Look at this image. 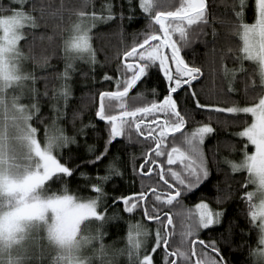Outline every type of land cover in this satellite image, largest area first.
I'll list each match as a JSON object with an SVG mask.
<instances>
[{
  "label": "snow or ice",
  "instance_id": "6c2138e0",
  "mask_svg": "<svg viewBox=\"0 0 264 264\" xmlns=\"http://www.w3.org/2000/svg\"><path fill=\"white\" fill-rule=\"evenodd\" d=\"M126 6L127 13L125 4L117 10L114 0H102L99 10L93 0H12L0 10V264H40L46 250L55 252L49 264H118L121 256L127 264H229L219 241L199 235L201 229L221 222L224 209L213 208L203 199L194 208L183 203L188 192L210 177V165L217 160L215 153L209 160L203 147L206 137L216 131L213 124L196 121V127H186L195 120L193 113L201 111L209 121L213 113L227 114V122L237 126L233 135L238 139L232 146L235 151L234 145L239 144L242 156L239 161L223 158L226 178L236 180L235 173H241L238 194L248 223L258 230V241L253 247L244 237L241 240L248 243L251 264H264V0H231L222 14H211V21L209 0H180L178 6L174 0H126ZM137 9L149 21L147 30L118 53L120 62L114 74L104 72L101 80L108 87L102 85L91 94L94 116L105 122L107 137L99 151L88 145L92 157L81 161L103 165L119 137L131 141L135 134L144 145L139 162L132 158V173L140 178V189L115 194L111 200L127 213L140 211L145 219L129 220L126 244L115 247L104 240L103 226L117 215L107 213L105 183L123 175L120 156L114 155L104 165L106 171L85 185L94 195L70 190L67 181L79 165L65 160L57 149L78 141L58 121L72 95L75 60H85L93 67L97 63L91 29L98 21L118 20L122 25L125 16L130 19ZM65 12L76 19L63 41L61 83L51 93L55 117L44 125L41 138L38 77L26 68L25 61L47 65L51 57L44 51L36 53L32 30L47 23L49 16L63 19ZM248 12L253 15L251 21L246 19ZM217 19L225 28L223 35L214 26ZM209 23H213L211 42L203 39ZM40 39L51 43L53 35L41 33ZM22 40L28 52L23 50ZM195 40L206 46L202 64L189 61L184 53ZM205 66L213 77L219 74L227 80L229 103L201 99L195 85L205 76ZM153 75L162 81V90L153 87L151 98L141 92L130 95ZM238 80L243 81L242 88L236 86ZM47 83L45 79V97L50 95ZM78 115L79 111L73 113L74 118ZM90 127H95L91 119L82 122L77 132L87 136ZM58 184L63 186L53 187ZM232 191L229 187L228 192ZM216 199L223 202L227 197L218 195ZM177 205L179 244L170 239L176 233L172 210ZM149 221L156 225L151 245L147 242ZM228 231L231 235V222ZM42 232L48 242L45 246L38 243ZM222 240L229 242L223 236Z\"/></svg>",
  "mask_w": 264,
  "mask_h": 264
},
{
  "label": "trees",
  "instance_id": "16d2710c",
  "mask_svg": "<svg viewBox=\"0 0 264 264\" xmlns=\"http://www.w3.org/2000/svg\"><path fill=\"white\" fill-rule=\"evenodd\" d=\"M31 2V0H29ZM48 2V0H45ZM67 2V0H66ZM135 2V0H134ZM180 0H174V3L178 6ZM102 0H93V4L96 9L99 10ZM124 3V11L127 13L126 0H114V4L119 10V6ZM231 3V0H209L210 16L209 20H212L211 14L220 15L225 10V4ZM12 4V0H0V10L4 7ZM13 6H15L13 4ZM69 6H71L69 4ZM91 8V5L89 6ZM37 15L39 12L36 13ZM76 17L70 16L69 13L65 12L63 19L58 17L49 16L47 23L42 22L38 29L32 30L35 32V45L36 53L39 54L44 51L45 54L51 58L47 65L36 64L33 60L25 61V66L28 70L34 71L38 79L36 80V87L40 90V112L38 116L43 118V123H38L37 126L41 129V138H43L44 125L50 123L55 117L53 108L51 107V93L54 88L60 85L61 80L59 73L65 70V53L63 50V41L68 35V29ZM246 19L251 21L253 15L248 12ZM149 21L145 19V16L137 9L136 15L130 19L125 16L120 22L109 20L106 24L96 27L91 31V43L93 48L96 50L97 63L95 66H90L85 60H75L74 69L71 74L70 87L72 95L69 97L67 107L64 115L60 116L58 123L63 126L65 132L69 136H75L78 143H70L63 149H57L65 160L70 161L74 165H79L77 171L67 181V187L74 191L79 192L84 196L94 195L89 189L85 187L90 181H94L97 178V174H103L106 169L104 165L113 158L114 155L119 154L120 163L122 167L121 176H113L105 183V191L108 193L106 210L109 215L113 212L117 215L108 220L103 226V231L106 233L104 240L107 243L113 244L115 247H123L126 244L128 221H143L145 218L142 217L140 211H136L132 214L127 213L123 210L122 205L117 208L112 204L111 197L115 194L124 193L128 194L129 189H140V178L134 176L132 173V158L135 156L137 163L140 160V153L144 148L142 143L138 142L137 137L131 141L126 140L123 137L117 138L113 141L110 149V153L104 160L103 165H92L84 164L81 161H88L92 157V153L88 151V145H95L96 150L99 151L103 148L105 139L107 137V129L105 128V122L94 116L95 106L92 102L91 94L96 90L101 89L103 85L107 88L101 77L104 72L114 74L116 65L120 62L118 53L122 52L126 45L131 44L133 38L140 32L147 30ZM214 26L218 32L223 35L225 28L217 19L214 22ZM213 23H209L205 27V31L208 33L203 39L211 42L213 36L211 35V28ZM59 25V27H57ZM53 35L51 43L47 39L41 40L40 34ZM28 39H33L32 35L28 36ZM238 40V37H235ZM21 45L23 50L28 52V47L22 40ZM219 47V45H217ZM208 47H211L209 43ZM186 58L189 61H194L197 64H202L205 61L206 46L201 40H195L192 44L184 50ZM231 55V54H230ZM229 67L233 66V61L228 60ZM245 63H248L245 61ZM205 76L200 79V82L196 84L198 93L201 95V99H207L211 103L227 104L228 93L226 91L228 87L227 80H222L221 76L217 74L213 77L209 73L207 66L204 67ZM93 75L95 79H93ZM238 76H242L243 73H237ZM45 79H47V91L49 96H43L45 91ZM195 84V82H194ZM243 81H236V86L242 88ZM156 87L158 90H162L164 85L155 75L146 79V82L139 84L137 88L130 91V95H134L136 92H141L144 97L151 98L152 88ZM225 91H221V89ZM206 93H212L211 96H206ZM232 95H236L233 93ZM132 103V101H128ZM63 104V101L60 102ZM79 111L80 115L74 118L73 113ZM195 120H190L186 127L191 130L197 126L196 121L200 122H211L213 127L216 129L215 133L206 137L204 141V150L207 153L209 160L213 153L216 154L217 160L211 163V175L203 182L198 188L192 189L188 192L184 198L183 203L188 208H194L195 204L201 199L207 201L213 208H223L224 214L221 217V222L217 225L210 226L208 229H201L199 235L201 238L206 240L215 239L221 243L223 254L228 258L229 264H251V258L248 251V243L253 247L257 245L258 241V230L251 224L245 215V205L242 203L238 194L239 189V177L240 172L235 173L236 180H230L226 178L227 165L224 163V157L234 158L237 161L241 159L242 154L239 151L240 145L235 144V151L233 150L232 142L238 138L233 135L236 131L237 126L231 124L228 121L227 114L224 113H213L212 119L209 121L208 116L203 112L193 113ZM219 117V122L217 120ZM93 120L95 123L94 128L87 129V136L78 134L77 130L80 128L81 123H87L89 120ZM34 123H36L34 117ZM251 147V146H249ZM219 164V167H217ZM80 172H85L87 176H81ZM228 175H232L228 173ZM63 184L54 185L53 187H62ZM231 187L233 191L228 192V188ZM227 197L223 202H218L216 197ZM173 209L174 222L176 224V233L174 237L176 243L179 244V218L176 217L175 212L179 209ZM169 210L168 208L165 209ZM231 222V235H229V225ZM149 227L148 244L151 245L154 242V234L156 225L154 222H147ZM243 230V231H242ZM222 236L228 239V243H224ZM248 243H244L241 240ZM159 260V256L157 257ZM50 258L44 260V264H49ZM118 264H127L126 257H119Z\"/></svg>",
  "mask_w": 264,
  "mask_h": 264
},
{
  "label": "rangeland",
  "instance_id": "374dc122",
  "mask_svg": "<svg viewBox=\"0 0 264 264\" xmlns=\"http://www.w3.org/2000/svg\"><path fill=\"white\" fill-rule=\"evenodd\" d=\"M108 22V21H107ZM107 22H105V21H98L96 24H95V26L91 29V31L92 30H94L96 27H98V26H101V25H104V24H106ZM68 35H69V33H68ZM67 35V36H68ZM63 50H64V48H63ZM78 61V60H77ZM214 226V225H213ZM155 235V234H154ZM38 243L41 245V246H45V245H47V239H46V234L45 233H40L39 234V238H38ZM53 256H55V252H49V251H47L46 250V254H45V257H44V259L40 262V264H44V260H46V259H48V258H50L51 259V257H53ZM33 264H36V262L34 261L33 262Z\"/></svg>",
  "mask_w": 264,
  "mask_h": 264
}]
</instances>
